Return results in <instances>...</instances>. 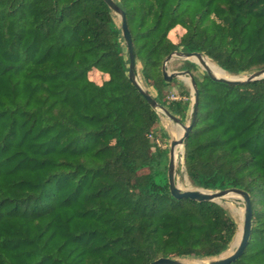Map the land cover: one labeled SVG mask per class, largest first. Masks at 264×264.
I'll list each match as a JSON object with an SVG mask.
<instances>
[{"label": "trees", "instance_id": "obj_1", "mask_svg": "<svg viewBox=\"0 0 264 264\" xmlns=\"http://www.w3.org/2000/svg\"><path fill=\"white\" fill-rule=\"evenodd\" d=\"M116 1L144 82L182 122L192 95L180 82L182 97L169 98L174 52L232 75L264 68V0ZM124 43L103 0H0V264L210 259L234 241L222 205L172 195L160 117L128 77ZM194 78L186 174L196 188L250 194L252 234L233 264H264V79Z\"/></svg>", "mask_w": 264, "mask_h": 264}, {"label": "water", "instance_id": "obj_2", "mask_svg": "<svg viewBox=\"0 0 264 264\" xmlns=\"http://www.w3.org/2000/svg\"><path fill=\"white\" fill-rule=\"evenodd\" d=\"M107 6L112 10L114 14H117L121 18V30L122 35L125 40V45L127 48V53L129 56V72L128 77L132 84L138 89L139 93L146 99V101L150 104V106L155 109L156 111L160 110L163 114L168 116L171 120H173L175 123H177L182 129L183 134L180 138L174 139L171 142L170 145V152H169V164H168V180H169V187L172 195L176 199H190L194 202H214L221 205V201L226 198H238L241 199L244 202L245 205V211H244V218H243V224L241 228V236L240 241L235 248V250L229 255L225 256L231 249H233L236 237L238 233L236 234V237L232 244L230 245L229 249L225 251L219 258H213V260L209 261L206 264H233L237 260H239L245 253L249 241L252 234V227H253V208L251 204V197L250 194L244 190L237 189V188H231L226 190H219V191H212V190H206L202 188H197L195 190H183L180 188V186L177 183V174H176V162L178 158V149L185 147V140L194 127L196 114H197V106H198V88L197 84L194 78V75L190 70H182L177 72L169 73L167 66L168 63L171 62L174 58L183 59L185 61H188L196 66L198 68L200 65L196 61H192L187 58L183 57H192L196 58L199 56H204L202 53H191V52H174L171 54L170 57H168L165 60L164 63V78L166 82L170 83L174 79H178L181 77H184V79L191 84L192 92L194 95V105L195 108L192 110V121L189 125L184 124L178 117L174 116L166 107L162 106L155 97L150 93L149 90L145 89L140 85L138 81V72H137V61L136 56L134 52V45L133 40L131 36V32L128 27L127 23V17L125 11L118 5V3L114 0H103ZM204 75L209 77L213 82L216 83H223L231 86H239L244 85L250 82L259 81L264 79V68L254 71L252 73H249L247 77H239L236 76L234 79H225L220 78L214 75L210 70L203 68ZM150 264H185L183 261H181L178 258H160Z\"/></svg>", "mask_w": 264, "mask_h": 264}, {"label": "rangeland", "instance_id": "obj_3", "mask_svg": "<svg viewBox=\"0 0 264 264\" xmlns=\"http://www.w3.org/2000/svg\"><path fill=\"white\" fill-rule=\"evenodd\" d=\"M115 18H116V22L121 25L120 16L115 14ZM183 33H184V31L180 27H178L175 31L172 32L171 38L175 42H177L179 37ZM123 46L125 47V49L127 51L125 43L123 44ZM184 61L185 60H183V59L174 58L171 62L168 63L167 69H168L169 73L182 71L181 67H182ZM199 61H201V60H197L196 62H198L200 66L198 68H196L195 70H190V71L192 72L193 75H196L198 77L205 76L204 75L205 71L203 70L204 67H202V65L200 64ZM137 72H138L139 79L143 82V84L146 87V89L149 90L152 93L153 96H155L154 90L152 88H149L147 86V84L144 82L143 78H142L141 65L139 63L137 64ZM235 76L247 77L248 74L241 73V74H238V75H235ZM174 80H177V82H174L173 87L168 92L169 98L171 100H178V99H180L182 97L181 96L182 90H181L180 86L178 85V83H180V82L184 83L186 85V87H188L190 89V91H191L192 104H191L190 110L188 112V115H187V117H186V119L184 121V124L189 125L191 123V121H192V110H193V104H194V95H193V92H192L191 84H190V82L186 81L184 79V77H181V78H178V79H174ZM173 81H171V82H173ZM184 100H186V99L184 98ZM157 112H158L159 117H160V124H159V127H158V131L161 130L163 132V134L165 136V140L162 141L163 139H157L155 141L159 142V144L157 143L158 146H160L162 148L169 149V152H170V145H171L172 140L181 137V136L177 137L175 135L173 127L174 126L180 127V126L177 123H175L173 120H171L168 116L163 114L162 111L158 110ZM184 150H185V147L184 148L182 147L178 151V155L179 156H178L177 162H176L177 183L180 186V188L183 189V190H191V189L195 190L197 188L194 187L191 184V182H190V180H189V178H188V176L186 174V170H185V166H184ZM149 154H150V152L148 151L147 155H149ZM161 181H165V179H162ZM221 205L225 209H227L229 211L230 216L238 224V231H239V228H240V225H241V221H242V224H243L244 211H245L244 202L241 199H238V198H226V199H223L221 201ZM239 210H241V212ZM178 259H180L181 261H185V262L187 261V262L194 263V264H206L209 261L213 260V258H210V259H198V258H189V257L178 258Z\"/></svg>", "mask_w": 264, "mask_h": 264}, {"label": "bare ground", "instance_id": "obj_4", "mask_svg": "<svg viewBox=\"0 0 264 264\" xmlns=\"http://www.w3.org/2000/svg\"><path fill=\"white\" fill-rule=\"evenodd\" d=\"M115 1V0H114ZM183 58H187V59H190L192 61H197V60H201L199 61L200 64L202 65V67L210 70L214 75H216L217 77H220V78H225V79H234L236 76L232 75L231 73L229 72H226L224 71L221 67H219L216 63H214L213 61H211L210 59H208L207 57L205 56H199V57H196V58H192V57H183ZM215 72V73H214ZM138 81L140 83V85H142V87H144L146 89V87L144 86L143 82L138 78ZM173 130H174V133L177 137H180L182 136L183 134V129L181 127H177V126H174L173 127ZM179 150V149H178ZM178 153V152H177ZM241 212V210H239ZM240 214V213H239ZM241 228H242V221H241V225H240V228H239V231H238V235L236 237V240H235V244H234V247L233 249L230 250V252H228L225 256H229L234 250L235 248L237 247L239 241H240V236H241ZM185 264H194V263H190V262H185L183 261Z\"/></svg>", "mask_w": 264, "mask_h": 264}, {"label": "built area", "instance_id": "obj_5", "mask_svg": "<svg viewBox=\"0 0 264 264\" xmlns=\"http://www.w3.org/2000/svg\"><path fill=\"white\" fill-rule=\"evenodd\" d=\"M157 143L159 144V142L157 141Z\"/></svg>", "mask_w": 264, "mask_h": 264}]
</instances>
